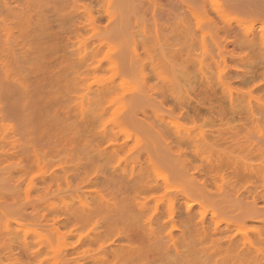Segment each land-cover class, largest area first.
Instances as JSON below:
<instances>
[{
	"label": "rangeland",
	"instance_id": "obj_1",
	"mask_svg": "<svg viewBox=\"0 0 264 264\" xmlns=\"http://www.w3.org/2000/svg\"><path fill=\"white\" fill-rule=\"evenodd\" d=\"M249 262L264 0H0V264Z\"/></svg>",
	"mask_w": 264,
	"mask_h": 264
},
{
	"label": "bare ground",
	"instance_id": "obj_2",
	"mask_svg": "<svg viewBox=\"0 0 264 264\" xmlns=\"http://www.w3.org/2000/svg\"><path fill=\"white\" fill-rule=\"evenodd\" d=\"M249 33L248 34H250V35H252L254 32H252L251 30L250 31H248ZM255 36V35H254ZM145 160H147L146 158H145ZM144 160V161H145ZM151 160V159H150ZM144 161H142V162H140L139 164H141V163H143ZM146 163V162H145ZM144 163V164H145ZM147 164V163H146ZM145 164V165H146ZM135 165H137V164H135ZM129 166V165H128ZM143 166V165H142ZM141 166V167H142ZM127 167V166H126ZM131 167V166H130ZM140 167V166H139ZM145 167V166H144ZM128 168V167H127ZM129 169V168H128ZM127 169V170H128ZM138 169V168H137ZM125 170H126V168H125ZM140 170H141V168H140ZM124 171V170H123ZM132 171V170H131ZM136 171V170H135ZM125 172V171H124ZM125 173H130V172H125ZM130 174H132V173H130ZM152 181V180H151ZM147 183H148V181H147ZM150 183V182H149ZM154 183H155V181H154ZM151 186V185H150ZM153 187V186H152ZM154 187L156 188V187H158V184H156V185H154ZM186 199V198H185ZM185 199H183V200H185ZM142 200V199H141ZM181 202V201H180ZM179 202V203H180ZM183 203L184 202H186V201H182ZM181 202V207L185 204H183ZM106 203V202H105ZM138 203V206H140L139 208H140V211H141V213H143L145 210L144 209H146L145 207H143V205H144V202H141V201H139V202H137ZM107 204V203H106ZM183 204V205H182ZM105 205V204H104ZM188 205V206H187ZM186 206H187V208H186V214L185 215H188V216H193L194 215V207L191 205V204H187ZM85 206V205H84ZM145 206H146V204H145ZM183 210H184V208H182ZM147 210V209H146ZM184 213V212H183ZM153 216V215H152ZM152 220V219H151ZM150 219H148V220H144V222L145 223H142L143 225H144V227H145V229H146V231H148L149 232V235H151L153 232H154V230H153V227H152V225H153V223H152V221H151ZM168 224H169V222H168ZM170 224L171 225H175V224H172L171 222H170ZM169 224V225H170ZM199 224L202 226V228L204 227V225H205V221L204 220H201L200 222H199ZM167 225V224H166ZM173 227V226H172ZM205 229V228H204ZM203 229V230H204ZM216 229V233L214 234L215 236H217V235H220L221 236V238H219V242H221L220 244H222L223 242H222V235L223 234H225V233H228L230 230V226H229V224H227L226 226H225V228L224 229H220V228H215ZM167 236L170 238L171 237V239H174L175 240V238H174V236H173V233L170 231L169 232V234L167 233ZM241 237V236H240ZM246 237V236H245ZM168 238V239H169ZM243 238H244V236H243ZM220 239H222V240H220ZM246 239H248V238H246ZM170 240V239H169ZM173 240V241H174ZM243 240V239H242ZM241 239H239V238H237V236H234V235H228V236H225V244H226V246H228V247H231V246H236V244H237V248L239 247H242V246H245V245H243V244H245L246 242H244V240L242 241ZM171 241V240H170ZM172 241V242H173ZM242 241V242H241ZM241 242V243H240ZM177 243V242H176ZM242 244V245H241ZM222 245H224V244H222ZM241 245V246H240ZM227 247V248H228ZM248 247V246H247ZM249 247H250V245H249ZM176 248V247H175ZM246 247H242V248H240L241 250L242 249H244L243 251H242V254L245 252V249ZM240 249H239V251H240ZM232 251H234L233 250V248L231 249ZM249 250V249H248ZM236 251V250H235ZM250 251V250H249ZM251 252H253V251H251ZM240 254H241V252L239 253V256H240ZM241 254V255H242ZM257 254V253H256ZM259 255V254H258ZM238 256V255H237ZM238 256V257H239ZM255 257H257L256 255H254ZM254 258V257H253ZM255 260H256V258H254ZM259 259H261L260 258V256H259V258L257 257V261H259ZM251 260H253L252 259V257H251ZM254 261V260H253ZM247 262V261H246ZM255 262V261H254ZM249 264H250V262H249Z\"/></svg>",
	"mask_w": 264,
	"mask_h": 264
}]
</instances>
